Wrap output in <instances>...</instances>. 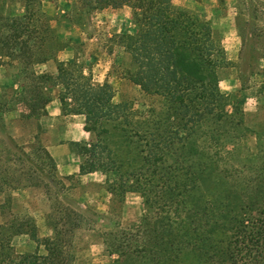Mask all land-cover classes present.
Masks as SVG:
<instances>
[{
    "label": "trees",
    "instance_id": "1",
    "mask_svg": "<svg viewBox=\"0 0 264 264\" xmlns=\"http://www.w3.org/2000/svg\"><path fill=\"white\" fill-rule=\"evenodd\" d=\"M237 2L241 37L246 29L252 37L263 36L264 0ZM33 3L26 0L24 13L0 19V54L26 66L52 60L51 51L69 47L61 46L50 24L37 25ZM123 7L131 11L134 30L112 40L129 62L112 68L152 102H115L112 86L95 84L74 58L58 63L56 75L32 74L28 90L36 93L14 103L27 119L39 111L46 115L52 88L60 89L61 113L83 115L90 136L74 144L80 175H104L111 203L122 204L128 193L142 199L137 225L102 233L107 252L120 264H264V128L247 129L242 109L220 91L224 54L209 22L173 0H66L63 18L76 25L93 11ZM237 70L241 82L256 74L264 85V66L256 68L243 57ZM7 105L1 100L0 111ZM51 187L57 198L47 216L53 236L38 239L30 221L11 214L12 196L20 188L51 195ZM67 190L45 147L21 146L9 136L0 140V216L8 215L0 224V264L75 263L71 237L89 211L65 207L59 198L66 200ZM19 236H27L35 249L18 253L13 240Z\"/></svg>",
    "mask_w": 264,
    "mask_h": 264
},
{
    "label": "rangeland",
    "instance_id": "2",
    "mask_svg": "<svg viewBox=\"0 0 264 264\" xmlns=\"http://www.w3.org/2000/svg\"><path fill=\"white\" fill-rule=\"evenodd\" d=\"M26 0H3L0 6V19H7L24 13L19 6H24ZM182 9L197 13L201 19L208 21L213 31L216 43L223 49L224 64L219 70V89L233 105L239 106L244 112V124L253 132L264 128V85L259 75L247 74L241 82L237 67L244 57L254 67L264 66V35L252 37L246 29L244 37L236 28L237 0H173ZM13 6V7H12ZM18 7V8H17ZM32 9L36 15L37 25L50 24L59 39L61 46L69 45L65 51L54 53L53 59L38 65L22 63L21 59L14 60L13 56L0 54V101L8 102L5 110L0 111V140L6 141L11 137L21 146L43 148L49 142H56V128L50 127L49 120L42 111L36 116L25 118L27 112L21 105L14 103L20 95L33 96L36 91L31 87V75H56L58 63L72 62L77 59L79 65L85 67V75H91L95 84L107 82L115 92V102L121 98L137 100L140 104H148L153 99L144 96L127 81L120 80L117 75L118 64L128 63L129 59L123 54L112 37L123 33H132L134 25L131 11L128 7L120 9L106 8L93 11L83 17L80 24L64 22L63 14L67 11L66 0H34ZM18 10V11H17ZM48 19L56 20L48 22ZM250 22L249 17L241 18ZM3 21H0L2 28ZM263 25V22H260ZM1 31L3 29H0ZM5 35V33L3 34ZM41 50L46 45H40ZM1 53V52H0ZM28 90V91H27ZM46 92V91H45ZM60 89L52 88L54 98H58ZM136 109H140L136 105ZM227 111L231 113L229 107ZM3 126V128H1ZM249 147L254 145V138L246 139ZM58 177V176H57ZM109 179L113 176L110 174ZM58 179L68 189L66 200L59 201L73 211L88 209L91 212L106 210L103 219L96 220L86 217L81 229L75 230L71 237V253L74 264H120L116 255H109L103 244L102 233H115L121 229H129L140 222L143 214L142 199L124 198L122 204L105 199L102 189L106 185L82 183L77 179ZM51 195L36 188H20L13 193L10 212L20 220L26 219L35 227L38 239L52 237L53 231L48 225L47 216L55 209V189L51 187ZM98 209V210H97ZM89 219V220H88ZM8 220V215L0 216V224ZM13 245L18 253L33 251L36 245L27 236L14 238Z\"/></svg>",
    "mask_w": 264,
    "mask_h": 264
},
{
    "label": "crops",
    "instance_id": "3",
    "mask_svg": "<svg viewBox=\"0 0 264 264\" xmlns=\"http://www.w3.org/2000/svg\"><path fill=\"white\" fill-rule=\"evenodd\" d=\"M2 1L3 0H0V6L2 5ZM23 8L24 6H19V10L21 9V11H23ZM45 117L49 120L51 128H55L54 126L59 124V127L56 128L57 141L49 142L44 146L55 162L56 175L62 179L74 178L83 184L86 182L94 183L99 186L105 185L106 177L98 172L80 175V159L74 150V144L85 143L90 139L89 134L84 130L85 117L83 115L64 116L61 113L59 100L54 97L46 106ZM102 191L105 194V199L110 204L111 195L104 189H102ZM125 198L128 201L130 198L139 197L136 194L128 193ZM105 213L107 214L105 209L103 211H97V214L101 217L100 219L104 218Z\"/></svg>",
    "mask_w": 264,
    "mask_h": 264
}]
</instances>
